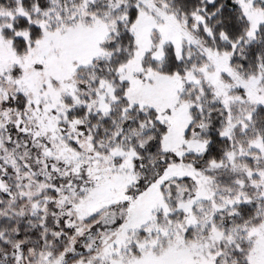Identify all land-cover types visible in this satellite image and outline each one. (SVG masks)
Returning <instances> with one entry per match:
<instances>
[{"label": "snow or ice", "instance_id": "snow-or-ice-1", "mask_svg": "<svg viewBox=\"0 0 264 264\" xmlns=\"http://www.w3.org/2000/svg\"><path fill=\"white\" fill-rule=\"evenodd\" d=\"M0 264H264V0H0Z\"/></svg>", "mask_w": 264, "mask_h": 264}]
</instances>
